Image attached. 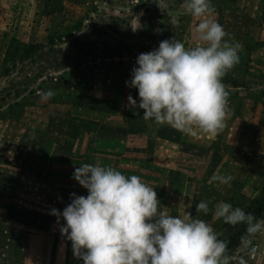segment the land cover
I'll use <instances>...</instances> for the list:
<instances>
[{
  "label": "rangeland",
  "instance_id": "1",
  "mask_svg": "<svg viewBox=\"0 0 264 264\" xmlns=\"http://www.w3.org/2000/svg\"><path fill=\"white\" fill-rule=\"evenodd\" d=\"M233 2L212 0L213 19L221 24L224 7L232 8ZM198 22L185 11L184 0H0V153L12 163L0 161V213L12 223L6 225L12 260H24L27 247L32 264L78 263L71 241L60 231L65 222L50 213L62 212L71 193L88 194L72 179L82 140L93 136L102 121L122 116L129 95L137 99V90L125 83L137 56L174 37L194 47ZM237 85L236 92L262 101L264 77H243ZM49 90L54 95L43 100L41 93ZM86 97L116 100L118 109L85 115L80 108ZM72 117L93 123L76 138L78 123L70 124ZM259 121L264 122V112ZM164 196L161 192L157 198ZM245 229L241 224L234 235L242 236Z\"/></svg>",
  "mask_w": 264,
  "mask_h": 264
},
{
  "label": "clouds",
  "instance_id": "2",
  "mask_svg": "<svg viewBox=\"0 0 264 264\" xmlns=\"http://www.w3.org/2000/svg\"><path fill=\"white\" fill-rule=\"evenodd\" d=\"M185 11L199 22L194 27V47L175 37L158 48L140 53L126 85L137 90L128 105L143 110V118L160 125L168 123L194 134L196 130L215 136L225 127L229 92L223 83L239 63L242 45L213 19L212 0H184ZM173 23L178 25L179 21ZM54 93H41L43 100ZM72 179L87 190V196L71 193V202L52 215L65 222L61 234L71 241L73 255L83 264H231L227 242L212 225L193 218L160 211L157 192L139 176H125L111 166L84 164ZM215 179L230 185L231 176ZM196 204V212H211L215 219L236 226L246 225L244 247L264 233V219L241 207L220 201ZM240 264H247L241 257Z\"/></svg>",
  "mask_w": 264,
  "mask_h": 264
},
{
  "label": "crops",
  "instance_id": "3",
  "mask_svg": "<svg viewBox=\"0 0 264 264\" xmlns=\"http://www.w3.org/2000/svg\"><path fill=\"white\" fill-rule=\"evenodd\" d=\"M233 1L232 8L223 9L221 25L242 48L239 63L223 78L229 92L228 114L225 127L217 135L210 136L199 130L187 134L168 123L149 125L144 133H130L118 113L102 121L93 136L82 140L83 154L73 160L74 169L84 164H98L132 171V175L153 187L157 195L161 192L165 195L163 201L159 200L160 211L181 217L189 211L193 218L211 224L224 241L232 237L241 224L232 226L215 219L211 212L207 215L196 212V204L207 200L213 208L224 201L253 214L251 208L255 201L264 197V122L259 121L264 112V96L261 102H255L250 93L236 92L237 83L243 77L250 80L264 77V0ZM80 112L94 116L106 114L84 107ZM137 136L140 138L131 139ZM149 141L153 143L151 147ZM217 175L231 176L230 185L219 183L215 179ZM60 192L56 189L57 194ZM81 192L85 194L87 190L83 188ZM6 215L0 213V218L6 219L4 226L0 221V264H32L33 251L27 247L22 249L24 260L20 263L12 260L9 254L12 234L6 226L11 221ZM15 225L20 227L19 223ZM245 237L246 229L240 243L229 254L231 264H240L241 257L247 264H264V233L251 238L247 248L243 242ZM29 243H32L30 239ZM77 264H83L81 259Z\"/></svg>",
  "mask_w": 264,
  "mask_h": 264
},
{
  "label": "trees",
  "instance_id": "4",
  "mask_svg": "<svg viewBox=\"0 0 264 264\" xmlns=\"http://www.w3.org/2000/svg\"><path fill=\"white\" fill-rule=\"evenodd\" d=\"M137 101L139 102V98L137 97ZM84 108L89 109L91 111L103 112L113 114L117 111L118 105L116 100H105V99H97L93 97H86L84 100ZM142 109H135L129 106L126 110L122 112L123 120L125 126L130 133H144L147 131L150 123H153L151 120H145L142 116ZM72 121H76L77 125V133L76 138L84 133V129L90 126L93 122L87 118L82 117H72L70 120V124ZM89 131V130H86ZM0 161L4 163H9L7 160L0 157ZM251 210L253 214L259 218H264V197L255 201ZM245 228L242 226V229ZM240 235H233L232 237L226 240L228 245V254H230L233 249L240 243Z\"/></svg>",
  "mask_w": 264,
  "mask_h": 264
}]
</instances>
